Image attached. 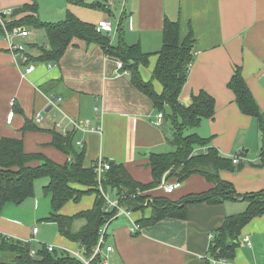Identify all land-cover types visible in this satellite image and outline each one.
Instances as JSON below:
<instances>
[{
  "label": "crops",
  "instance_id": "1",
  "mask_svg": "<svg viewBox=\"0 0 264 264\" xmlns=\"http://www.w3.org/2000/svg\"><path fill=\"white\" fill-rule=\"evenodd\" d=\"M28 2L0 0V10H14ZM36 2L39 20H63L66 0ZM86 2L102 4V16L95 13L93 21L87 14L78 17L90 21L95 29L99 21L112 22L114 18V41L123 15L125 42L139 44L143 53L151 55L149 66L140 69L144 81L151 78L157 61L155 53L161 48L163 20L177 21L181 38L191 30L193 59L179 102L190 105L192 95L202 90L214 98L215 114L213 119L202 120L189 133L209 139L208 147L215 148L224 158L232 160L235 155L240 156L234 165L240 166L239 170L219 173L220 179L230 183L239 198L218 205H191L185 220L166 218L142 227L134 236L129 232L128 220L118 217L106 228L105 245L112 247L106 253L107 264H264V214L252 218L243 227L232 259L215 261L207 254L213 232L224 219L245 211L248 203L242 196L264 190V163L261 165L259 158L261 132L255 118L241 113L227 88L234 69L239 68L258 108L264 112V0ZM30 37L29 34L25 39L16 40L34 43ZM28 50L30 55H37L29 45ZM117 62V59L105 56L98 46L74 39L57 67L48 69L44 63L34 64L35 70L25 74L20 60L13 56L7 42L0 39V137L20 138L27 153L41 154L63 165L70 158L51 146L49 130L59 132L57 125L70 130L69 119L89 120L91 127L96 129L76 132L74 138V148L84 151L83 167H91L101 159L111 160L122 165L134 181L149 183L148 157L151 153L170 151L171 125L164 119L155 125L157 112L151 100L132 85L129 72L118 70ZM152 84L154 90L160 92L159 83L153 81ZM51 95L58 99L57 102L52 99L55 106L50 103ZM11 110L14 116L11 124H7L6 117ZM36 115L41 119L39 122L34 119ZM27 122L38 130L23 132ZM77 141H82L84 146L78 147ZM212 188L204 177L192 175L172 194H164L158 187L149 193L178 202L185 196L207 193ZM34 192H38L35 185ZM50 195L45 193L44 196L50 198ZM83 197L89 200L84 205H90L82 210L89 209L93 197ZM49 198L40 202L41 195L36 193L34 210L31 204L26 209L21 207L22 204L7 203L0 212V235L31 244L37 242L41 233L38 222L40 225L45 222L42 229L48 228L50 234L54 232L53 242L50 245L37 242V245L78 251L76 243L59 235L55 223L44 221L51 212ZM27 210H33V216ZM82 210H72L66 204L60 212L71 216ZM30 223H33L31 227ZM35 226L37 233L33 235Z\"/></svg>",
  "mask_w": 264,
  "mask_h": 264
},
{
  "label": "trees",
  "instance_id": "2",
  "mask_svg": "<svg viewBox=\"0 0 264 264\" xmlns=\"http://www.w3.org/2000/svg\"><path fill=\"white\" fill-rule=\"evenodd\" d=\"M66 1L90 8L102 7V4L88 3L86 0ZM11 14L10 20L4 22L6 28L39 29L43 32L45 44H29L37 52L36 56L29 54L31 63H58L74 39L81 40L86 45H96L105 56L121 62V71L129 72L132 85L151 100L157 114L162 113L163 119L171 125L169 145L172 150L151 153L148 157L151 173L149 183L134 181L122 165L112 161H109V170L103 174V190L114 193L121 207L131 212L141 229L166 218L185 220L188 207L194 204L218 205L225 200L239 198L232 185L220 179L219 173L239 170L240 166H234L231 158H224L215 148L208 147L209 139L201 138L195 133H185L186 130L199 126L202 120L213 119L215 114L214 98L202 90L192 95L190 105L184 106L179 102V95L193 59L194 37L191 30L181 38L179 23L167 18L163 20L161 48L155 53L157 61L151 78L144 81L140 69L149 66L151 55L143 53L139 44L128 45L125 42L123 15L117 29L116 42H112L107 34L97 32L93 24L82 22L69 13L65 19L56 23L41 22L37 16L36 0H29ZM153 81L161 86L160 92L154 90ZM227 88L233 94L241 113L255 118L257 122L262 144L259 158L263 165L264 112L258 108L239 68L234 69ZM31 130L38 129L31 122H27L23 132ZM49 131L52 134L51 146L68 156L69 162L58 165L41 154L27 153L20 138L0 137V212L7 203L20 205L32 198L35 182L40 178H47L48 184L43 190L51 194V212L44 221L55 223L59 235L71 243H76L83 256L89 259L98 244L100 230L117 212H105L106 201L98 189L94 168L83 167L84 151L74 148L76 132L71 130L63 135L54 130ZM192 175L204 177L213 188L207 193L190 194L178 202H172L163 195L153 197L149 193L160 185L162 178L166 182L181 184ZM86 195L93 197L89 209L71 216L61 214V209L67 203H78ZM242 197L248 203L245 211L226 217L222 225L213 232L207 253L212 260L232 259L243 227L252 218L264 214V190ZM148 199L151 202L144 205ZM78 220L83 221V224L75 230L73 226ZM31 249L34 248L30 242H21L10 237L7 240L1 238L0 264H83L75 256L60 249L49 252L45 247H40L30 257ZM88 264H102V257L97 255Z\"/></svg>",
  "mask_w": 264,
  "mask_h": 264
},
{
  "label": "built area",
  "instance_id": "3",
  "mask_svg": "<svg viewBox=\"0 0 264 264\" xmlns=\"http://www.w3.org/2000/svg\"><path fill=\"white\" fill-rule=\"evenodd\" d=\"M11 13L12 12L10 10L5 12L4 13L5 18H6V16H10ZM3 19L4 18H2V13H0V26L2 27V33H0V39L7 42L8 46H9V50L11 51L13 56H15V58H18L20 60L22 67L24 68V73L25 74L32 73L35 70V66H34V63H31V61H30V55L27 52L26 47L23 45H18L15 43L17 38L25 39L29 36L30 33L24 28H19V27H14L11 29L6 28L5 23L3 22ZM96 31L97 32H104L112 40L113 36H114L113 22H111L109 20L99 21L96 25ZM44 64L48 69L53 68V67H57V65H58L57 62H55V63H50V62L46 63L45 62ZM117 68H118V70L122 69L121 62H117ZM123 72L126 73L127 71H123ZM52 99L56 102L58 101V99L55 96L51 95L50 103L53 106H55V102L52 101ZM13 116H14V112L12 110L10 112H8L7 117H6V123L7 124H11ZM156 118H157V121L155 122V125H158L159 122L163 119L162 113H158L156 115ZM34 119L36 122H39L41 120L37 115L34 117ZM69 121H70L69 123L71 125L70 130L57 125V128L59 129V132L61 134L66 135L71 130H74L75 132H79V133H87V132H92L96 129V128L91 127L89 120L69 119ZM76 145L78 147L82 148L83 142L77 141ZM239 159H240V156L235 155L232 159V163L237 164ZM109 161H111V160H107V161L102 160V159L98 160L93 165V168H94V172L96 175V182H97L98 189L100 191V194L102 195V197L106 201L105 212H109L110 210L111 211L116 210V212H117L116 215L112 216L110 218L111 220H108V223H106L105 226L100 230L98 244L94 247L93 254H92L91 258L86 259L83 256V253L80 249L78 251H73V250H68L65 248H60V250L66 251L69 254H71L72 256H75L76 258L81 260L83 262V264H88L90 262V260H92L97 255H100L102 257V264H107L106 253L110 252L112 250V247L105 245L104 236L106 235V228L108 227V225L110 224V222L112 220H114L118 217L124 216L129 222V232L131 234H137L141 230L140 226L134 220L131 212L126 211L123 207H121V205L119 204L118 198L115 196L113 198H111L109 196V192L104 191L102 186H101L103 174L106 171H108L110 168ZM180 186H181V184L178 182L167 183L165 181V179L162 178L158 188H160L164 194H172L176 189L180 188ZM132 197H134V195ZM149 202H151V199L146 200L144 205H147ZM32 233H33V235H35L37 233L36 226L32 229ZM1 238H4L5 240H7L9 237L4 236V235H0V239ZM245 241L249 245L247 238H245ZM45 248L49 252H51L55 249L53 246H46ZM34 254H35V251L33 249H31L29 255L32 257V256H34Z\"/></svg>",
  "mask_w": 264,
  "mask_h": 264
},
{
  "label": "rangeland",
  "instance_id": "4",
  "mask_svg": "<svg viewBox=\"0 0 264 264\" xmlns=\"http://www.w3.org/2000/svg\"><path fill=\"white\" fill-rule=\"evenodd\" d=\"M66 5L67 6L64 8V14L62 16V19H65L66 14L69 13L70 15L74 16L78 20H80L82 22H85V23H88V24H91L90 21L86 22L85 20L80 19L78 16L82 17L83 14H87V16H90V19L93 21L94 18H95V16H96L95 13L96 14L99 13L100 15L102 13L101 10H100V8H90V7H86V6H82V5H78V4H72V3H68V2H66ZM121 8H122V6H121ZM7 11L8 10H5V11H1L0 10V13L4 14ZM10 11L13 12V10H10ZM11 16H12V14L10 16H6V18L3 19V22H7L8 20H10V17ZM111 20H112V22L115 21L114 18H112ZM40 21L43 22L42 19ZM56 22H58V21L44 22V23H56ZM26 30L30 33V35H31L30 38L32 40H34L33 41L34 43H30V44H36V45H43V44H45L44 35H43V32L41 30H39V29H26ZM116 37H117V33H116ZM19 41H21V40H16L15 43L18 44V45L25 46L27 48V52L29 53V50H28V45L29 44L28 43L26 44L25 43V40L23 42H19ZM111 41L113 42L114 41V38ZM46 63H48V62H46ZM50 63H55V62H50ZM190 131H192V129L186 130L185 133L188 134V132H190ZM169 150L170 151L172 150V147L171 146H169ZM45 182L47 183L48 182V179H46V178H40V179H38L35 182L36 190H38V192H36V193H40V195H41L40 202L41 201L42 202H45V200L48 201V198H49V197L46 198V196H44L45 193H44V190L42 188V185H44ZM44 186H46V184ZM78 188H81V187H78ZM108 192H109V196L111 198H113L115 196V195H113L111 193V191L108 190ZM36 193L34 192L33 198L27 199L26 201H24V203H21L22 204L21 207L24 206L23 208H26L27 209V205L28 204H31L30 206L34 210V201H33V199L35 198ZM86 200H88V198L82 197V199L78 203L69 202V203H67V205H68V207L72 208V210H82L83 208H86V207H88L90 205V204L89 205H84V203H85ZM49 203H50V198H49ZM33 210H32V212H31V210H27L28 214L31 215V216H33ZM65 214H69V213H65ZM123 218L126 219L124 216H121V218H119V219L122 220ZM32 224L33 223H30L29 224V227H31ZM38 224H39V229H40L41 233L38 235V238L36 239V241L38 243L41 242V243H43L45 245L52 244L53 239H54V232L52 231L53 234H50V232L47 231L48 228L42 229V225L46 224L45 222H43L42 225H40V222H38ZM82 224H83V221H79L78 220L74 224V229H78ZM44 230H46L47 232H44ZM51 235H52V237H51ZM37 242L34 241V242L31 243V246L33 248H35L36 250L38 248H40V245L39 244L37 245ZM74 245H75V247L78 246L77 244H74ZM54 246H57L58 247L59 244H54Z\"/></svg>",
  "mask_w": 264,
  "mask_h": 264
},
{
  "label": "water",
  "instance_id": "5",
  "mask_svg": "<svg viewBox=\"0 0 264 264\" xmlns=\"http://www.w3.org/2000/svg\"><path fill=\"white\" fill-rule=\"evenodd\" d=\"M2 18H5L4 14H2ZM50 109L46 110L47 112L49 111Z\"/></svg>",
  "mask_w": 264,
  "mask_h": 264
}]
</instances>
